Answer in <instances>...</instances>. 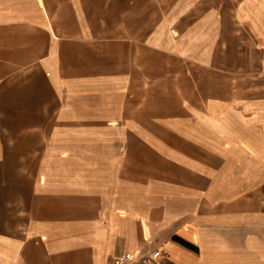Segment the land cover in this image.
<instances>
[{
	"label": "crops",
	"instance_id": "0c3cea01",
	"mask_svg": "<svg viewBox=\"0 0 264 264\" xmlns=\"http://www.w3.org/2000/svg\"><path fill=\"white\" fill-rule=\"evenodd\" d=\"M157 2L0 0V264H264V0ZM137 31L177 49L174 110Z\"/></svg>",
	"mask_w": 264,
	"mask_h": 264
},
{
	"label": "rangeland",
	"instance_id": "374dc122",
	"mask_svg": "<svg viewBox=\"0 0 264 264\" xmlns=\"http://www.w3.org/2000/svg\"><path fill=\"white\" fill-rule=\"evenodd\" d=\"M160 19L157 0H136L135 23L137 28L140 27V30H142L145 24L148 27H155L159 24ZM114 21H119L120 24H129L131 23V17L129 18L125 12L123 16L116 18ZM158 35L153 32L149 34L152 37ZM143 37L144 33L137 31L136 56L137 63H141L140 66H137L142 68L141 71L137 69V98L138 96L143 98L144 93L142 90L145 89V98L151 101L150 108L152 113L153 115H158L164 109H167V111L176 109L177 100L181 99L187 90L190 89L192 82L186 80L179 71L180 66L177 64L175 55L177 49L167 48V43L164 42L156 43L157 47L147 48L143 43H138L143 40ZM185 52L193 56L196 50H185ZM212 52L215 54L216 51ZM216 55L221 54L217 53ZM143 60L146 62L145 65ZM256 69L259 72L260 66L257 65L256 68L255 66H249L248 72L256 73ZM142 73L146 74L147 80H143Z\"/></svg>",
	"mask_w": 264,
	"mask_h": 264
},
{
	"label": "built area",
	"instance_id": "2783aa9c",
	"mask_svg": "<svg viewBox=\"0 0 264 264\" xmlns=\"http://www.w3.org/2000/svg\"><path fill=\"white\" fill-rule=\"evenodd\" d=\"M150 261H152L154 264H167L161 259L160 252L158 250L153 251L148 255L115 258L109 261L107 264H151Z\"/></svg>",
	"mask_w": 264,
	"mask_h": 264
}]
</instances>
